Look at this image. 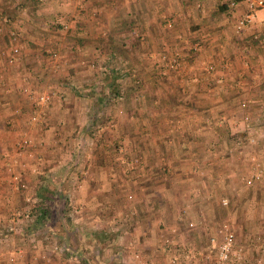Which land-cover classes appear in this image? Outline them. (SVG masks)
<instances>
[{
  "label": "rangeland",
  "instance_id": "rangeland-1",
  "mask_svg": "<svg viewBox=\"0 0 264 264\" xmlns=\"http://www.w3.org/2000/svg\"><path fill=\"white\" fill-rule=\"evenodd\" d=\"M11 1L14 7L17 5L16 10L20 9L21 14H26V10L35 9L37 5H44L43 0ZM78 2L82 3V8L78 7ZM69 3L70 8L60 12V20L56 15L42 18L37 22V26L46 32L40 37L43 42H39L40 46L37 44L39 47L34 48L33 45H30L33 43L31 40L33 37H30L29 40L25 34L19 32L17 41L20 46L19 54L13 60L15 61L13 64L6 62L8 58L4 54L5 51L4 49L0 50V65H5L8 69L19 70L20 67L18 68L16 60L20 59L21 54L23 57L30 58L33 51L38 52V55L43 57L45 62L42 71L45 77L42 88L36 90L32 82L34 75L27 70L24 72L25 79H22L23 82L14 84L15 89L25 96L27 95L28 100L31 101V112L25 115V123H27L25 128L14 129L15 126L12 124L15 122L13 117L19 113L17 104L10 105V116L0 121V137L3 138L5 131H8L6 135H10L12 143V145L0 144V148L3 147L8 154L4 155L3 166H0V189L4 190L2 193V190L0 191V252H2L1 256L4 260L1 264L15 263L22 248L30 251L27 260L31 264L48 263L50 260H54V257H58L61 264H133V259H136L134 254H141V252L137 250L139 240L132 227L129 228V226L130 223L131 226L137 223L136 220L139 219L140 213L133 210L129 211L125 207L128 205L132 207L140 202H148L150 198L149 195L142 194L140 191L145 185L144 179L148 178L151 173L153 174L155 170L153 161L148 160L144 148L150 139L148 118L158 116V114H153L154 111L166 109V114L160 116V122L174 132L182 125L199 121V118H196L194 114L193 116L189 115L193 110H196L193 104L190 105L192 112L189 114L184 112L186 111L184 110L186 104L183 101H187L188 104L192 101L189 102L186 98H182L185 95L182 94V96L181 93H185L184 89H186L187 83L199 87L201 81L184 83L185 78L180 79L185 74L190 73L189 71H196V66L189 70L186 68L174 69L164 65L162 61L154 60L156 58L154 56L155 58L152 57V68L147 66L144 69L147 70L145 73H139L131 65L128 58L121 57L120 59L117 54L108 50L103 53L97 51L98 55L88 60L83 55L82 50H73V45L69 44L72 43L73 38L69 28L71 26L77 27L78 22L74 24V19L81 21L79 15L88 9L87 1L70 0ZM188 4L192 7V9L189 8L190 11L207 7L203 4L196 5L194 2ZM74 14H76L75 18L73 17ZM167 21H170V26L166 25ZM185 21L184 19L183 22ZM166 22L163 21L166 28L175 26L171 20H166ZM0 40L6 47L5 39ZM195 40L194 38L191 41ZM169 50H158L155 53H159L158 55L163 52L168 54ZM51 52L56 54L57 66L51 64ZM112 70L120 73L114 78V83L117 85L116 95L112 94L108 85ZM83 71L86 73L83 74ZM200 71V74L206 75V77H210L208 74H212L206 73L202 67ZM191 73L198 74V70L197 72L191 71ZM5 84L6 81L0 77V88H5L1 92L2 95L7 94L6 90L8 89L14 91L12 88H7ZM24 85L29 88L30 92L22 90ZM203 85L210 87L206 82ZM38 92H46L49 95L46 103H36L34 96ZM74 108L77 109V113L72 110ZM172 108H182L183 110L179 112ZM71 110L74 113H71ZM51 111L53 114L50 113ZM31 115L37 116L33 122L28 120ZM248 115L249 121L252 123L249 112ZM16 118L19 119V116ZM207 118V120L205 118L200 120L202 121L200 124H204L202 128L206 134L213 132L220 134V138H230L231 140L226 148L217 145V143L213 145L209 139L204 142L205 144L202 143V151H205L203 156L204 153L207 155L203 163L209 162V167L212 166L211 168H213L215 162H210L212 159L210 157H215L213 156L215 152L218 158L221 153H224V157L227 158L225 160H233L236 164V168L230 169L229 172H232L230 175L234 181H237L236 185L243 193V195L240 193L241 197L252 199L253 202L255 200L256 203L253 206L246 205L245 208L247 209L242 214L237 212V221H234V224H231L228 219H221L218 223H214V233L212 228L206 229L205 235L207 237L205 241H202L201 247L208 252L207 254L214 255L220 239L219 229L223 224H226L234 232L235 247H240L242 251V258L231 264L242 263L246 258V251L242 243L247 238L248 233H251V229L246 230L245 225H242V220L252 219L256 223L264 218V165L257 160L253 153L259 148L257 146L258 139L256 137L254 143L246 144L244 143V125L242 126L243 132L239 128V130L230 133L227 117ZM142 121L147 124H142ZM242 122L244 124L243 116ZM134 124L141 126L139 128L134 127ZM252 125L256 126L253 123ZM192 126L194 127V124ZM186 131L196 139L195 127H191V130H184V134ZM48 133L50 134L48 135ZM179 133H181L180 130L176 132L177 135ZM236 139L242 141L243 148L237 149L234 146ZM2 140L0 138V141ZM7 140L10 141V139ZM223 149L227 152H222ZM217 151L220 152L217 153ZM20 160L26 162L25 176H22L18 168L24 166ZM256 160L260 164L262 177L245 186L241 176L248 174L252 161ZM243 162L245 169L241 168ZM95 163L106 169L104 175L101 168H98L95 174L91 172V167ZM204 164L196 163V170L208 166H204ZM226 166L229 167V164ZM39 184L45 185L52 192L48 203L53 215L42 228L30 230L33 216L38 211L36 210L38 198L35 195V188ZM86 188H92V192L86 191ZM233 190H236L234 186ZM213 198L211 200L215 205L222 207L218 210L219 215H223V211H229V198L227 196L219 194L216 195L215 199ZM65 199L70 204V209L65 215L71 223L67 221L68 218L61 215L60 209ZM222 199H225L226 202L222 203ZM258 201L263 207L261 211L254 208V206H258L259 210ZM96 207L107 208L101 215ZM185 214L186 211H184ZM103 215L105 218L103 217L104 221H101L100 217ZM123 217L129 223V226H123L124 228L120 224L124 219ZM84 223L89 225L92 232L95 231L96 233L95 239L92 236L94 246L91 249L80 238V235H85L86 229H90L86 228ZM235 223L237 224L235 225ZM191 225V222L187 223L188 227ZM261 225L264 229V222ZM170 232L175 233L176 228L172 226ZM255 232L252 237V247L259 254L264 251V230L262 232L259 229ZM121 233L128 235L127 241L124 242L121 239L122 236H118ZM171 235L163 236L157 247L158 252L160 250L167 256L166 261L162 262L152 258L148 260L147 264L151 262L177 264L183 261L191 264L199 263L198 256L199 252L201 254V247L196 248L194 245L177 242ZM249 236L251 237V235ZM147 249L151 250V247H147ZM11 255L13 260L8 258ZM172 257H174V261H170ZM257 258L256 262L261 264L262 255ZM205 261L204 264H215V255L213 259L205 258Z\"/></svg>",
  "mask_w": 264,
  "mask_h": 264
},
{
  "label": "crops",
  "instance_id": "crops-1",
  "mask_svg": "<svg viewBox=\"0 0 264 264\" xmlns=\"http://www.w3.org/2000/svg\"><path fill=\"white\" fill-rule=\"evenodd\" d=\"M17 1L26 2L27 0ZM86 1L88 9H85L79 15L81 21L74 19V24L78 22L80 26H71L69 28L71 30L70 33L73 34L72 43L69 44L73 45V50H82L83 55L88 60L96 57L98 55L97 51H102L101 53H103L108 50L117 54L120 59L121 57L128 58L131 65L139 73H145L147 70L144 69L147 66L152 68V57L156 56L154 60H158L157 56L159 53L156 54L155 51L170 49L167 52L169 53L174 47H177L180 49L183 58H185V60H182L184 68L189 70L196 66L198 70V74L191 73V71L197 72V70H191L189 71L190 73L180 78L181 80L185 78L183 80L184 83L194 81L193 76H197L196 81H201L199 83L201 86L199 87L187 83L186 89H184L185 93H181V95H185H182V98H186L192 103L188 104L184 99L180 100H184L183 103L186 104L184 106L185 113L189 114V112H192L191 104L195 106L196 110H193L189 115L193 116L194 114L196 118H199V121L180 126L178 130L181 133L177 135L176 132L178 130L174 132L171 129L170 131L160 122V116L166 114V109L163 110L162 108L158 112L154 111L153 114H158V116L148 118L150 139H148L149 141H147V145L144 148L148 160L150 162L151 160L153 161L155 170L153 174L151 173L148 178L144 179L145 185L140 191L142 194L149 195L150 198L148 202H140L136 203V206L130 207L131 205H128L125 207L129 211L133 210L136 213H140L139 219L136 220L137 223L134 226H131V223L129 226L127 219L124 217L120 222L122 228L129 226V228L132 227V230H134V234L139 240L137 250L141 252V254L138 253L141 259L146 263L152 258L165 262L167 256L161 253L160 250L158 252L157 249L163 236L172 234L171 236L177 242L194 245L196 248L201 247L202 241H205L207 237L205 235L207 233L206 229L212 228L214 233V223H218L221 219H228L231 224H234L233 222L237 221V212L242 214L247 209L245 208L246 205L253 206L256 203L255 200L253 202L252 199L241 197L243 193H241L240 188L238 189L237 181H234L232 175H230L232 172H229L230 169L236 168V164L233 160H225L227 158L224 157V153H221L219 158L216 152L213 154L215 157H210L212 158L210 162H215L213 163V168H211L212 166L209 167V162L203 163L207 155L204 153L203 156L205 151H202V143L209 139L213 145L217 143V145L226 148L230 144L231 139L220 138V134L213 132H209V134L207 132L206 134L202 128L204 124H200L202 122L200 120L204 118L207 120V117L214 116L227 117L230 133L239 130V128L243 132L242 116L244 110L239 106V101L245 98L248 99L249 104L245 111L249 112L252 123L256 125L254 134L258 139L257 146H259L258 150L253 148V153L257 160L264 165V11L258 8L254 12L251 23L241 31L235 32L233 24L245 10L243 0ZM69 2L70 0H43L42 3L44 5H37L35 9L26 10V14H21L20 9L16 10L17 5L14 7L11 0H0V39L4 38L7 43L5 47L2 44V40H0V50L4 49V54L9 58L11 41L8 36V28L10 27L15 28L18 34H20L19 32L25 34L29 40L30 37H33L31 39L33 43H30V45H33L34 48L39 47V42H43L40 37L46 32L37 26V22L42 18L56 15H58L60 20V12L70 8ZM193 2L196 5L203 4L207 7L190 11L192 7L188 3ZM184 19L186 20L185 22H183ZM166 20H171L175 26L166 28L165 24H163V21L166 22ZM194 38L196 40L191 41ZM34 48L31 50L33 51ZM38 54V52L33 51L30 58H27V56L23 57L21 54L20 59L16 60L18 68L20 67L17 71L12 70V68L8 69L5 65H0V77H3V80L6 81L7 85L5 84V86L14 90L8 89L6 90L7 94L2 95L1 92L5 88H0V121L10 116V105L17 104L19 113H15L16 115L13 117L15 118V122L12 123L15 126L14 129L25 128L27 124L25 123V115L31 112V101L28 100V96L16 90L14 84L23 82L25 70L33 73L34 79L31 80L36 90L42 88L44 83L45 77L42 71L44 70L43 65L45 62L44 58ZM6 62L13 64L15 61L11 63V61L7 60ZM207 62H211L215 66V71L212 74H208L210 77L200 74V63ZM85 73L83 71V74ZM205 82L210 87L203 85ZM171 106L173 107L174 105ZM172 109H176L179 112L183 110L182 108ZM72 110L77 113V109L74 108ZM72 110L71 113H74ZM50 113L53 114V111ZM23 114L24 116H22ZM17 116H19V119L16 118ZM142 124L147 123L142 121ZM193 124L196 130V139L192 137L193 135L188 134L187 131L184 134V130H191V127L194 128ZM135 126L139 128L141 125L134 124ZM6 127L9 128V126ZM6 133L8 131H5L3 138L0 137L1 140L4 139L0 141V144L12 145L11 137L9 134L7 136ZM175 135L177 136L175 137ZM7 139H10V141ZM219 152L217 151V153ZM222 152L226 153L227 151L223 149ZM6 154L7 151L3 147L0 148V166H3L2 163ZM244 162L241 164V168L245 169ZM22 163L24 166H19L18 168L22 176H25L26 162L23 161ZM196 163L208 166L196 170ZM95 164L91 167V172L95 174L98 168H101L104 175L106 169ZM226 164H229V167ZM233 186L236 190H233ZM0 191L2 193L4 190L0 189ZM86 191L92 192V188H86ZM219 194L229 198V211H223V215L218 213L219 208L222 207L215 205L211 200L213 197L215 199L216 195ZM258 203L260 204L259 210L258 206H254V208L257 211H261L263 207H261L262 205L259 201ZM106 208L96 207L101 215ZM184 211H186L185 215ZM103 217L104 215L100 217L101 221H104L105 217ZM189 222L192 225L188 227L187 223ZM262 222H264V218L256 223L252 219L242 220V225H245L246 230L251 229V233H248L247 238L242 243L246 251L245 261L234 264H258L256 260L261 255V264H264V251L257 254V251L252 247V237L256 233L255 230L260 229L262 232L264 230L261 225ZM84 224L86 225V223ZM172 226L176 228L175 233L170 232ZM86 228H90L89 225H86ZM85 231V235H79L81 240H84L91 249L94 246L92 236L95 239L96 233L95 231L92 232L91 228ZM121 234L118 236H122L123 238L121 237V239L124 242L127 241L128 235ZM147 247H151V250L147 249ZM200 251L201 254L199 252L198 256L199 263L197 264H204L205 258H214L215 254H207L208 252L204 251L202 247ZM18 254L19 257L13 264H31L27 260L30 251L22 248ZM1 255L2 252H0V264L4 261ZM54 258L48 263L38 262L37 264H61L58 261V257ZM133 264H137L136 259H133ZM177 264L191 263L183 261Z\"/></svg>",
  "mask_w": 264,
  "mask_h": 264
},
{
  "label": "built area",
  "instance_id": "built-area-1",
  "mask_svg": "<svg viewBox=\"0 0 264 264\" xmlns=\"http://www.w3.org/2000/svg\"><path fill=\"white\" fill-rule=\"evenodd\" d=\"M244 5H245V10L243 13L235 20L233 24V30L235 32L241 31L244 27L249 25L251 23V20L254 16V12L258 9L261 8L264 11V0H243ZM78 7L82 8L83 5L81 2H78ZM73 17H76V14L73 15ZM167 26H170L171 23L170 21L166 22ZM8 36L10 38V45H9V61L15 60V58L18 57L19 54V48L20 46L18 45V32L16 31L15 28L10 27L8 28ZM182 54L179 48L174 47L168 54L166 53H160L158 55L157 59L159 61H162L164 65L170 67V68H184V64L182 62ZM50 61L53 66H57L56 63V54L54 52H51L50 55ZM202 69L206 73H213L215 71L214 69V64L207 62V63H200ZM200 67V68H201ZM194 81H196L197 76H193ZM23 91L30 92L29 88L24 85L22 87ZM49 98V95L46 92H38L35 94L34 99L36 100V103L44 104L47 102ZM249 100L248 99H242L239 101V106L245 111V109L248 107ZM248 112L245 111L243 115V121H244V126L243 130L245 131L244 135V143L250 144L254 143L256 141V136L254 134V126L252 123L249 121L248 118ZM37 118L36 115H31L28 117L29 122L35 121ZM234 146L237 149L243 148L244 144L240 139L234 140ZM248 174L245 176H241L243 182L246 185L251 184L254 181L259 180L262 177V173L260 170V164L259 162L252 161V164L250 165V168L248 170ZM16 176V175H15ZM226 200L222 199V203H225ZM25 216H27V213H25ZM220 232V239L217 243L216 247V253H215V264H231L235 261H239L242 256H241V248L240 247H235V242H234V232L231 230L226 224H223L221 228L219 229ZM167 240V239H166ZM165 240V241H166ZM134 257L137 260V264H147L143 259H141L138 255V253L134 254ZM9 260H13V256L8 257ZM170 261H174V257L170 259ZM150 264H156L155 262H151Z\"/></svg>",
  "mask_w": 264,
  "mask_h": 264
},
{
  "label": "trees",
  "instance_id": "trees-1",
  "mask_svg": "<svg viewBox=\"0 0 264 264\" xmlns=\"http://www.w3.org/2000/svg\"><path fill=\"white\" fill-rule=\"evenodd\" d=\"M118 75H120V73L118 71L112 70V73L110 75V80L108 81L109 89H111V92L114 95L117 94V85L114 83V78ZM35 190H36L35 195L38 198V204H37L38 207L36 209L38 211L33 216L34 218L32 219L30 227H29L30 230L42 228L46 224V222L49 220V218L53 215L52 211L50 209L49 203H48V199L52 196V192L49 191V189H47V187H45V185H42V184H39L35 188ZM68 209H70V204H69L68 200L65 199V200H63L62 207L60 209L61 215L63 217H66L65 213L67 212ZM33 212H35V211H33ZM66 218H68V217H66ZM67 221L69 223H71L69 218L67 219ZM76 253H79V252H76ZM81 257L84 258L83 256H81Z\"/></svg>",
  "mask_w": 264,
  "mask_h": 264
}]
</instances>
